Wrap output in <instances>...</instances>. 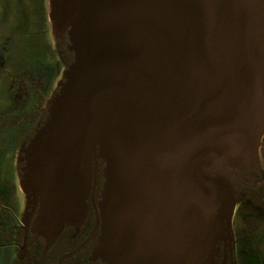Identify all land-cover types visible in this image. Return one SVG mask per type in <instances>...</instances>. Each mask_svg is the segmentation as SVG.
I'll return each mask as SVG.
<instances>
[{"label":"water","instance_id":"water-1","mask_svg":"<svg viewBox=\"0 0 264 264\" xmlns=\"http://www.w3.org/2000/svg\"><path fill=\"white\" fill-rule=\"evenodd\" d=\"M72 63L21 151L19 188L55 239L83 222L99 164V256L213 264L264 137V0H48Z\"/></svg>","mask_w":264,"mask_h":264},{"label":"flooded vegetation","instance_id":"flooded-vegetation-1","mask_svg":"<svg viewBox=\"0 0 264 264\" xmlns=\"http://www.w3.org/2000/svg\"><path fill=\"white\" fill-rule=\"evenodd\" d=\"M46 9L48 14V2ZM47 23L50 35L47 54H50V61L40 54L31 56L27 63H22L19 74L6 83L11 92L10 106L15 110L2 116L5 123L2 122L0 133L9 121L13 131L2 151L10 153L14 177L8 185H4L0 175V197H4L0 198V264H110L96 251L101 235L98 203L103 184L102 163L99 164L96 182L92 184L85 201L87 212L83 222L65 225L55 239L42 236L34 230L42 199L39 197L34 205L32 199L19 188L21 169L24 167L21 151L42 126L48 101L58 92L63 71L73 61L66 34L54 39L48 17ZM21 32L18 31L17 35L21 36ZM9 45L0 43V77L5 67H17L15 63H8L17 50L18 41L14 49L13 45L11 48ZM35 47V51L39 52L44 49V42L41 41ZM26 49L25 46L22 51ZM6 140L8 138L4 142ZM261 142L253 166L241 171L228 169L227 172L219 173L229 178L236 187V204L230 231L216 243L213 264H264V137ZM11 189L21 198L16 201L17 205L10 204L9 197L6 198Z\"/></svg>","mask_w":264,"mask_h":264},{"label":"rangeland","instance_id":"rangeland-1","mask_svg":"<svg viewBox=\"0 0 264 264\" xmlns=\"http://www.w3.org/2000/svg\"><path fill=\"white\" fill-rule=\"evenodd\" d=\"M47 2V0H0V43L10 44L9 48L13 45L14 49L16 48V41H18L17 50L13 52V56L8 63L9 65L15 63L17 67H5L0 77V81H3V83H0V126L3 122L2 116L15 110L11 109L9 100L11 92L8 90L6 83H9L13 76L19 74L20 69H22L20 66L22 63H27L29 57L40 54L50 61V54H47L50 43V35L47 31ZM18 31H22L21 36L17 35ZM41 41L44 42V49L42 48L39 52L38 50L35 51L37 49L35 45L38 47ZM25 46L27 49L22 51ZM42 68L44 69L45 67ZM7 122L8 125H4V129L2 128L3 130L0 133V175L3 177L1 183L3 182L4 185H8L14 177L10 153L2 151V148L6 147L7 142L9 143V136L13 131L12 125L9 121ZM7 138L8 140L4 142ZM2 189H6V187ZM7 194L6 198L9 197V203L17 205L16 201L18 202L21 198H19L15 190L11 189ZM0 198L4 197L1 196ZM262 253L264 255V247L262 248Z\"/></svg>","mask_w":264,"mask_h":264}]
</instances>
